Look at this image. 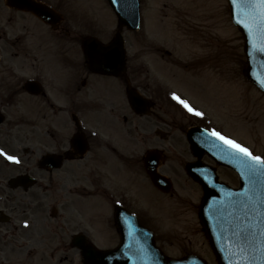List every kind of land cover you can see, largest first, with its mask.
<instances>
[{
	"label": "rangeland",
	"instance_id": "1",
	"mask_svg": "<svg viewBox=\"0 0 264 264\" xmlns=\"http://www.w3.org/2000/svg\"><path fill=\"white\" fill-rule=\"evenodd\" d=\"M50 3L63 14L61 29L67 28L68 35L52 32L30 14L8 8L0 0V54L38 55V71L45 83L49 60L59 66L64 65L68 56L74 60L82 55L83 35L94 33L107 40L116 21L105 0H50ZM140 11L139 31H124L126 51L138 60L150 59L152 55V65L156 58L166 63L164 83L159 81L166 89L163 92L166 99L156 98L165 113L159 118V111L154 108L150 115L134 116L131 124L124 125L122 114L129 117L130 113L125 106L119 111L117 123L118 152L108 150L104 156L110 158L103 163L91 161L78 173L84 179L77 183L56 179L48 192L44 179L42 187L27 195L35 199L38 259L42 263L55 264L60 258L64 264H82L78 252L69 246V236L76 231L89 229L92 235L89 239L97 246L113 245L117 234L111 223H107L108 230L101 238H96L93 230L104 227L105 223L99 222L111 214L108 202L122 198L154 231L157 244L167 255L196 253L208 264H217L198 220L201 189L185 171L186 163L193 157L184 132L193 120L187 119V112L170 99L173 93L187 94L198 103L205 122H211L214 129L248 147L254 155L264 157V94L242 76L245 63L242 36L230 22L226 0H142ZM200 20L203 22L199 23ZM205 66L213 69L208 71L210 77L192 74L204 71ZM137 83L154 97L163 95L157 88H151L146 76L137 79ZM124 97L120 87L121 105L125 104ZM190 102L194 104L191 99ZM146 124L150 128H143ZM156 128L167 136L158 138L153 132ZM158 143L166 158L160 172L173 184L166 194L151 185L141 159L145 150ZM203 160L211 163L207 157ZM217 172L220 180L238 185V177L231 170L217 167ZM83 186L88 192L86 198L77 195ZM66 189L71 194L65 197L61 193L66 194ZM52 207L56 209L54 218L49 216ZM64 256L68 259H63Z\"/></svg>",
	"mask_w": 264,
	"mask_h": 264
},
{
	"label": "flooded vegetation",
	"instance_id": "2",
	"mask_svg": "<svg viewBox=\"0 0 264 264\" xmlns=\"http://www.w3.org/2000/svg\"><path fill=\"white\" fill-rule=\"evenodd\" d=\"M75 61L77 65L69 57L63 66L51 63L50 70L49 60L45 83L38 55H0V149L19 160L0 156V264L38 263L35 199L27 196L32 190L42 187L44 179L48 192L56 179L78 182L77 170L96 161L102 150L116 149L111 142L118 120V86L135 81L133 60H126L127 74L122 78L93 73L85 58ZM36 78L41 81L37 94L25 86ZM76 132H82L88 144L82 157L72 150ZM45 154L61 156V166L41 168ZM70 156L73 159H66ZM20 176H26L25 182H17Z\"/></svg>",
	"mask_w": 264,
	"mask_h": 264
},
{
	"label": "water",
	"instance_id": "3",
	"mask_svg": "<svg viewBox=\"0 0 264 264\" xmlns=\"http://www.w3.org/2000/svg\"><path fill=\"white\" fill-rule=\"evenodd\" d=\"M110 2L121 22H126L131 27L136 25L138 0H110ZM228 2L232 19L245 38V51L249 62L244 75L264 91V5H249L243 0H236L235 3L233 0H228ZM113 45L109 48L119 56V63H121V46L117 41ZM205 133L206 131L200 128L188 131V139L193 150L199 157L204 151L215 157L218 155L221 163L238 172L241 188L229 190L216 181L210 183V178L190 167V174L201 182L204 190L201 222L208 237L211 240L214 237L218 241L217 247L213 243L215 251L217 254L220 251L226 258V263H223V259L219 257L221 264H264V177H259L255 181L250 180L244 158L233 155L227 145L214 137L205 136ZM150 173L158 187L163 190L168 189L162 176L154 171ZM118 215L122 217L123 223V226H120L122 238L120 246L115 250L96 252L92 246L87 245L86 256L93 261L98 257L102 264H205L194 256L179 261L166 260L152 246V238L139 226L134 217L127 213ZM240 221H242V227L238 229L243 230L241 237L239 233L229 237L228 232L234 226H238ZM244 222L247 226L243 224ZM256 224L259 225L258 232H252L251 237L248 230ZM240 255L241 259L238 258Z\"/></svg>",
	"mask_w": 264,
	"mask_h": 264
},
{
	"label": "snow or ice",
	"instance_id": "4",
	"mask_svg": "<svg viewBox=\"0 0 264 264\" xmlns=\"http://www.w3.org/2000/svg\"><path fill=\"white\" fill-rule=\"evenodd\" d=\"M236 0H233L235 3ZM244 3L252 5H264V0H243ZM115 52L109 47L103 45H93L89 52V61L97 66H105L111 63L114 59ZM173 100L177 101L188 113L196 117H203L204 113L198 109L193 108L187 101L179 97L176 93L172 94ZM205 136L214 137L218 141H222L224 145L232 150L233 155H238L244 158V165L247 168V175L249 179L255 181L259 177H264V157L254 155L248 147L238 143L237 141L224 136L216 129H211L205 133ZM0 156H4L7 160L19 163V160L15 156L7 155L0 149ZM25 227H28V222L25 221Z\"/></svg>",
	"mask_w": 264,
	"mask_h": 264
}]
</instances>
